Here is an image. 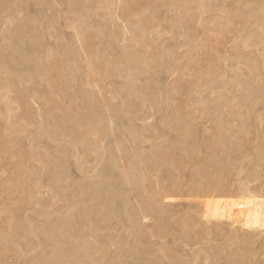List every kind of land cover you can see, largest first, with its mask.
I'll use <instances>...</instances> for the list:
<instances>
[{
    "label": "rangeland",
    "instance_id": "1",
    "mask_svg": "<svg viewBox=\"0 0 264 264\" xmlns=\"http://www.w3.org/2000/svg\"><path fill=\"white\" fill-rule=\"evenodd\" d=\"M96 1L0 0V264H264V0Z\"/></svg>",
    "mask_w": 264,
    "mask_h": 264
},
{
    "label": "bare ground",
    "instance_id": "2",
    "mask_svg": "<svg viewBox=\"0 0 264 264\" xmlns=\"http://www.w3.org/2000/svg\"><path fill=\"white\" fill-rule=\"evenodd\" d=\"M41 1V0H40ZM44 1V0H43ZM94 1V0H93ZM142 1V0H141ZM147 1V0H146ZM208 1V0H207ZM24 2H25V0H24ZM75 2V1H74ZM73 2V3H74ZM95 2H97L96 0H95ZM99 2H101V0L99 1ZM20 3V2H19ZM79 3H80V1H79ZM84 4H86L85 3V1L83 2ZM82 3V4H83ZM147 3V2H146ZM210 3V2H209ZM6 4V3H5ZM75 4V3H74ZM81 4V3H80ZM94 4V3H93ZM97 4V3H96ZM99 4V3H98ZM133 4V3H132ZM137 4V3H136ZM136 4H134V6L136 5ZM145 4V3H144ZM155 4V3H154ZM78 6H79V4H78ZM96 6V5H95ZM137 6V5H136ZM140 6V5H139ZM73 7H74V5H73ZM83 7H86L87 8V6H84L83 5ZM133 7V6H132ZM132 7H131V10H135V8L134 9H132ZM151 8H152V6H151ZM74 9V8H73ZM81 9V8H80ZM88 9H90V8H88ZM148 9V8H147ZM155 9H156V7H155ZM141 10V9H140ZM139 10V11H140ZM34 11V10H33ZM81 11V10H80ZM84 11V10H83ZM130 11V10H129ZM142 11V10H141ZM148 11H149V9H148ZM147 11V12H148ZM157 11H159V9L157 10ZM78 12V11H77ZM87 12V11H86ZM131 12V11H130ZM79 13V12H78ZM138 13V12H137ZM152 13V12H151ZM155 13H157L156 11H155ZM79 15V14H78ZM143 16V15H142ZM145 16H148V15H145ZM155 16H156V14H155ZM150 17V16H149ZM31 18V17H30ZM140 18V17H139ZM17 21H18V19H17ZM20 21H21V19H20ZM23 22V21H22ZM17 23V22H16ZM82 24H83V22H82ZM85 24V23H84ZM153 24V23H152ZM23 25H24V23H23ZM150 25V24H149ZM29 26V25H28ZM27 27V26H26ZM15 29V28H14ZM24 29H26V28H24ZM29 30V29H28ZM13 31V30H12ZM31 31V30H30ZM91 32V31H90ZM141 32V31H140ZM12 33V32H11ZM8 35H9V33H7ZM139 34V33H138ZM25 35V34H24ZM91 35H92V33H91ZM26 36V35H25ZM5 37V36H4ZM82 37H84V36H82ZM92 37H93V35H92ZM89 38L91 39V37L89 36ZM6 39V38H5ZM4 39V40H5ZM94 39V38H93ZM3 40V41H4ZM9 40V39H8ZM15 41V40H14ZM94 41V40H93ZM4 43V42H3ZM97 43H99V42H97ZM92 44V43H91ZM5 45V44H4ZM8 45V44H7ZM87 45V44H86ZM104 45V44H103ZM1 46V45H0ZM157 47V46H156ZM90 48V47H89ZM104 48V47H103ZM98 49H99V47H98ZM22 50V49H21ZM100 50V49H99ZM154 50H156V49H154ZM23 52H25L24 50H23ZM97 52V51H96ZM99 52V51H98ZM69 53H70V51H69ZM74 53V52H73ZM101 53V52H100ZM131 53V52H130ZM76 54V53H75ZM124 54V53H123ZM127 54V53H126ZM153 54V53H152ZM155 54V53H154ZM70 55V54H69ZM68 56V55H67ZM131 56V55H130ZM134 56H135V54H134ZM137 56V55H136ZM154 56V55H153ZM156 56V55H155ZM24 57H25V55H24ZM55 58H56V55L54 56ZM71 57V56H70ZM74 57V56H73ZM73 57H72V59H73ZM100 57V56H99ZM122 57V56H121ZM46 58V57H45ZM50 58V57H49ZM66 58V57H65ZM101 58V57H100ZM100 58H98V59H100ZM119 58V57H118ZM124 58V57H123ZM126 58V57H125ZM129 58V57H128ZM131 58V57H130ZM136 58V57H135ZM56 59H58V58H56ZM153 59V58H152ZM66 60V59H65ZM154 60H155V58H154ZM13 61V60H12ZM125 61V60H124ZM144 61V60H143ZM147 61V60H146ZM159 61V60H158ZM157 61V62H158ZM164 61V60H163ZM14 62V61H13ZM64 62V61H63ZM98 62V61H97ZM111 62V61H110ZM117 62V61H116ZM115 62V63H116ZM121 62V61H120ZM128 62V61H127ZM24 63V62H23ZM41 63V62H40ZM100 63H102V62H100ZM99 63V64H100ZM103 63H105V62H103ZM140 63V62H139ZM144 63V62H143ZM153 63V62H152ZM159 63V62H158ZM49 64V63H48ZM51 64V63H50ZM53 64V63H52ZM57 64V63H56ZM126 64V63H125ZM150 64V63H149ZM40 66H41V64H39ZM58 65V64H57ZM62 65V64H61ZM77 65V64H76ZM84 65V64H83ZM105 65H107V63H105ZM136 65V64H135ZM146 65V64H145ZM154 65H156V64H154ZM42 66H45V65H42ZM65 66V65H64ZM85 66V65H84ZM108 66V65H107ZM157 66H159V65H157ZM49 67V66H48ZM81 67H82V65H81ZM101 67V66H100ZM156 67V66H155ZM7 68V67H6ZM44 68H46V67H44ZM83 68V67H82ZM71 69H73V68H71ZM76 69V68H75ZM131 69V68H130ZM136 69V68H135ZM46 70V69H45ZM54 69H52V71H53ZM61 70V69H60ZM77 70V69H76ZM105 70V69H104ZM120 70V69H119ZM16 71V70H15ZM47 71V70H46ZM45 71V72H46ZM110 71H111V69H110ZM128 71V70H127ZM134 71V70H133ZM140 71V70H139ZM42 72V71H41ZM48 72V71H47ZM54 72H55V70H54ZM60 72V71H59ZM123 72V71H122ZM135 72V71H134ZM9 73V72H8ZM48 73H50V71L48 72ZM45 74V73H44ZM59 74V73H58ZM133 74V73H132ZM60 75V74H59ZM128 75V74H127ZM4 77V76H3ZM92 77V76H91ZM99 77V76H98ZM138 77V76H137ZM6 78V77H5ZM49 78H51V77H49ZM56 78H58V77H56ZM133 78V77H132ZM69 79V78H68ZM8 80V79H7ZM32 80V79H31ZM30 80V81H31ZM35 81V80H34ZM94 81V80H93ZM6 82H8V81H6ZM15 82V81H14ZM55 82V81H54ZM71 82V81H70ZM1 83V82H0ZM21 83H22V81H21ZM55 83H57V82H55ZM3 84V83H2ZM18 84H19V82H18ZM24 84V83H23ZM50 84H51V82H50ZM5 85V84H4ZM33 85V84H32ZM16 86V85H15ZM18 86V85H17ZM132 86V85H131ZM136 86V85H135ZM8 87V86H7ZM137 87V86H136ZM56 88V87H55ZM128 88V87H127ZM251 88V87H250ZM133 89H136V88H133ZM140 89V88H139ZM252 89V88H251ZM143 90V89H142ZM142 90H140V92H142ZM250 90V89H249ZM253 90V89H252ZM125 91V90H124ZM129 92V91H128ZM137 94V93H136ZM139 95H140V93H139ZM132 96V95H131ZM136 97H137V95H136ZM102 98V97H101ZM106 99H107V97H105ZM131 98V97H130ZM1 99H2V97H1ZM90 99V98H89ZM97 99V98H96ZM91 100H93V99H91ZM138 100V99H137ZM136 100V101H137ZM89 101V100H88ZM85 102V101H84ZM93 102V101H92ZM94 102H96V100L94 101ZM103 102V101H102ZM107 102V101H106ZM105 102V103H106ZM109 102V101H108ZM125 103H127V102H125ZM130 103V102H129ZM137 103V102H136ZM90 104V103H89ZM97 104V103H96ZM130 104H132V102L130 103ZM84 105H86L87 106V104H84ZM98 105V104H97ZM125 105V104H124ZM134 105H136V104H134ZM133 105V106H134ZM102 106V105H101ZM113 106V105H112ZM55 107H58V106H55ZM111 107V106H110ZM52 108V107H51ZM51 108H49V109H51ZM63 108V107H62ZM71 108V107H70ZM90 108V107H89ZM99 108V107H98ZM104 108V107H103ZM100 109H101V107H100ZM105 109V108H104ZM107 109V108H106ZM61 110V109H60ZM116 110V109H115ZM118 110V109H117ZM131 110H133V108L131 109ZM136 110H138V109H136ZM135 109H134V111H136ZM94 111V110H93ZM104 111V110H103ZM64 112V111H63ZM72 112H73V110H72ZM75 112H76V110H75ZM98 112H99V109H98ZM111 112V111H110ZM61 113V112H60ZM65 113V112H64ZM70 113V112H69ZM23 114H25V113H23ZM26 114H27V112H26ZM52 114H53V112H52ZM62 114V113H61ZM68 114V113H67ZM66 114V115H67ZM92 114V113H91ZM94 114V113H93ZM65 115V116H66ZM110 115V114H109ZM23 116H25V115H23ZM54 116V115H53ZM57 116V115H56ZM58 116H60V115H58ZM74 116V115H73ZM95 116H98V115H95ZM55 117V116H54ZM87 117V116H86ZM85 117V118H86ZM48 118V117H47ZM52 118V117H51ZM57 118V117H56ZM89 118V117H88ZM96 118V117H95ZM60 119V118H59ZM58 119V120H59ZM69 119V118H68ZM56 120V119H55ZM65 120V119H64ZM70 120V119H69ZM63 121V120H62ZM61 121V122H62ZM66 121V120H65ZM90 121V120H89ZM58 122V121H57ZM67 122V121H66ZM75 122V121H74ZM48 123V122H47ZM60 123V122H59ZM63 123V122H62ZM55 124V123H54ZM53 124V125H54ZM61 124V123H60ZM50 125V124H49ZM52 125V126H53ZM56 125V124H55ZM71 125V124H70ZM51 126V125H50ZM60 126V125H59ZM21 127V126H20ZM50 129V128H49ZM59 129V128H58ZM67 129V128H66ZM66 129H64V130H66ZM71 129V128H70ZM69 129V130H70ZM83 129V128H82ZM44 130H46V129H44ZM52 129H50V131H51ZM75 131V130H74ZM7 132V131H6ZM84 132V131H83ZM72 134V133H71ZM76 134V133H75ZM67 135V134H66ZM81 135H82V133H81ZM6 136V135H5ZM10 136V135H9ZM76 137V135H73V137ZM79 136V135H78ZM11 138V137H10ZM2 139V138H1ZM5 139V138H4ZM7 139V138H6ZM76 139V138H75ZM86 140V139H85ZM72 141V140H71ZM14 142V141H13ZM3 143H4V141H3ZM8 143V142H7ZM15 143V142H14ZM2 144V143H1ZM10 143H8L7 144V146L9 145ZM72 144V143H71ZM82 144V143H81ZM14 145H16V144H14ZM75 145V144H74ZM13 147V146H12ZM103 148V147H102ZM9 149V148H8ZM7 149V150H8ZM114 149V148H113ZM157 149V148H156ZM100 150V149H99ZM6 151V150H5ZM59 152V151H58ZM100 152V151H99ZM98 152V153H99ZM155 153V152H154ZM157 153V152H156ZM52 154V153H51ZM65 155V154H64ZM162 155V154H161ZM53 156V154L51 155V157ZM128 156V155H127ZM50 157V158H51ZM54 157V156H53ZM63 157V156H62ZM130 157V156H129ZM58 157L56 156V159H57ZM59 159V158H58ZM57 159V160H58ZM154 159V158H153ZM153 159H152V161H153ZM51 161H54V160H51ZM59 161H60V159H59ZM106 162V161H105ZM116 162V161H115ZM54 163V162H53ZM156 163V162H155ZM55 164V163H54ZM130 165H131V163H129ZM154 164V163H153ZM56 165H58V163L56 164ZM65 165V164H64ZM156 165V164H155ZM154 165V166H155ZM51 166V165H50ZM53 167V166H52ZM60 167V166H59ZM132 167V166H131ZM61 168V167H60ZM108 170V169H107ZM128 170V169H127ZM109 171V170H108ZM129 171V170H128ZM127 171V172H128ZM59 173V172H58ZM60 173H61V171H60ZM59 173V174H60ZM216 174V173H215ZM129 176H130V174H129ZM99 177V176H98ZM124 178V177H123ZM130 178H128V180H129ZM117 182V181H116ZM86 185V184H85ZM84 185V186H85ZM88 186V185H87ZM91 186V185H90ZM110 187V186H109ZM90 188V187H89ZM98 188V187H97ZM28 189V188H27ZM101 189H103V188H101ZM105 189V188H104ZM140 189V188H139ZM96 190H98V189H96ZM95 190V191H96ZM29 191H30V189H29ZM29 191H28V193H29ZM113 191V190H112ZM111 191V192H112ZM118 191V190H117ZM80 192H81V190H80ZM79 192V193H80ZM84 192H85V190H84ZM102 192V191H101ZM100 192V193H101ZM109 192V191H108ZM82 193V192H81ZM96 193H97V191H96ZM117 193V192H116ZM115 193V194H116ZM94 194V193H93ZM109 194V193H108ZM119 196V195H118ZM120 197V196H119ZM5 198V197H4ZM113 198V197H112ZM124 198V197H123ZM94 199V198H93ZM98 199H100V198H98ZM96 201H97V198L95 199ZM98 202V201H97ZM105 202V201H104ZM7 203V202H6ZM104 204V203H103ZM82 205V204H81ZM97 205V204H96ZM149 205V204H148ZM18 207H20V206H18ZM8 208V207H7ZM80 208V207H79ZM98 208V207H97ZM103 208V207H102ZM150 208V207H149ZM113 209V208H112ZM144 209V208H143ZM146 209H148V208H146ZM223 211H222V215L224 216V217H226V218H228L229 220H230V222L231 223H233V222H243L244 220H245V222H247V224L248 225H250L251 223H256V224H259V222L261 223V224H263L264 225V200H259V201H257V200H255V199H248V201H246V202H243V201H234V202H232V203H230V204H228V203H225L224 204V206H223ZM5 210V209H4ZM142 210V209H141ZM19 211H20V209H19ZM103 211V210H102ZM114 211V210H113ZM115 211H117V210H115ZM143 211V210H142ZM75 212V211H74ZM94 212H96L95 210H94ZM93 212V213H94ZM98 212V211H97ZM101 213V212H100ZM6 214H7V212H6ZM15 214V213H14ZM18 214V213H17ZM105 214V213H104ZM103 214V215H104ZM112 214V213H111ZM16 215V214H15ZM110 215V214H109ZM2 216V215H1ZM17 216V215H16ZM92 216V215H91ZM107 218V217H106ZM67 220V219H66ZM70 220V219H69ZM183 224V223H182ZM185 225H187V224H185ZM184 228V227H183ZM53 230H54V228H53ZM72 231V230H71ZM135 232V231H134ZM153 233V232H152ZM156 233V232H155ZM135 234V233H134ZM184 234V233H183ZM155 234H153V236H154ZM152 237V236H151ZM183 238H184V236H182ZM232 237V236H231ZM5 238V237H4ZM180 238V237H179ZM193 238V237H192ZM189 239V238H188ZM1 241V240H0ZM6 241H9V243H10V239L9 240H6ZM14 241V240H13ZM195 241V240H194ZM2 242V241H1ZM192 242V241H191ZM2 243H4V242H2ZM8 243V244H9ZM61 243V242H60ZM1 244V243H0ZM63 245V244H62ZM2 246V245H1ZM62 249V248H61ZM133 250H134V248H132ZM137 249V248H136ZM138 250V249H137ZM1 252V251H0ZM88 252V251H87ZM92 253V252H91ZM130 253V252H129ZM134 253V252H133ZM136 253V252H135ZM63 254H66V253H64L63 252ZM89 254V253H88ZM131 254V253H130ZM135 255V254H134ZM60 257V256H59ZM55 258V257H54ZM72 258V257H71ZM61 259V258H60ZM72 261V260H71ZM70 261V262H71ZM60 262H61V260H60ZM63 262V261H62ZM74 262V261H73ZM242 262V261H241ZM53 263V262H52ZM56 263H58V260H57V262ZM177 263V262H176ZM62 264V263H61ZM73 264V263H72Z\"/></svg>",
    "mask_w": 264,
    "mask_h": 264
}]
</instances>
